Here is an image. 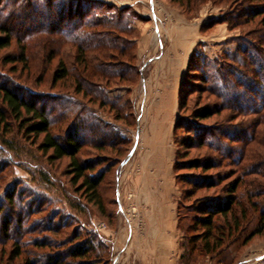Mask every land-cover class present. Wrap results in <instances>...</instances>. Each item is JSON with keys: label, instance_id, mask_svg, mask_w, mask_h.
I'll return each mask as SVG.
<instances>
[{"label": "trees", "instance_id": "1", "mask_svg": "<svg viewBox=\"0 0 264 264\" xmlns=\"http://www.w3.org/2000/svg\"><path fill=\"white\" fill-rule=\"evenodd\" d=\"M173 1L183 5V0ZM193 1L200 0H185L186 7ZM11 3L16 5L15 9L5 15L0 12V51L12 47L15 42L14 47L20 48L16 60L28 64L37 38L51 36L53 47L49 60L56 59L57 62L52 84L63 81L72 93L60 92L44 99L16 83L0 81V127L9 130L12 121L30 122L26 130L43 135L40 148L52 150L55 158L68 157L74 182L81 180L80 188L88 200L97 209H103L101 190L105 184L112 186L110 176L116 174L117 166L128 153L129 140L122 138L114 125L111 129L109 124L104 125L98 111L108 107L113 110L115 121L132 124L129 122L133 117L128 96L112 99L105 88L110 89L113 80L126 82L129 83L126 87L129 94V88L140 78L134 62L138 57V44L135 39L122 36L131 28L130 18L125 15L129 7L110 11L113 8L110 6L106 10L103 0H11ZM243 5L236 16L222 20L232 26L239 17H244V23L260 18L255 20L254 28L247 31L251 38L245 39L240 47L242 57L233 59L246 72H231L234 81H229L227 91L213 86L222 103L200 107L185 115L182 110L188 105L187 95L200 87L194 80L206 82V79L190 73L200 70L191 68L189 60L180 83L178 115L173 130V141L177 146L175 179L177 184H182L179 207H182V200H190L200 190L219 186L221 190L217 195L197 196L183 207V218L188 224L182 225L179 217L178 225L183 231L180 246L184 264L190 262L196 250L209 255L222 253L221 264H234L239 250L253 238L264 236V152L252 146L261 141L264 147V132L257 129L264 126V60L259 58L260 53H264V0H243ZM225 109L237 115H253L254 118L244 123L245 127L248 124V131H243V124L231 122L233 117L230 115H226L227 123L209 125L202 122ZM59 124L65 125L63 131H55ZM177 131L180 132L178 139L175 138ZM83 146H93L96 150L116 149L117 155L108 161L105 169L97 170L93 160L78 157ZM192 149L206 150L190 157ZM226 163L233 164L235 171L226 170ZM224 180L227 181L222 184ZM38 202L35 197L24 207L18 205L20 229L31 216L40 212L37 211ZM33 218L32 222L38 225L39 217ZM43 227L46 232L60 231L54 229L55 224ZM100 237L95 231L94 238L72 243L63 253L20 250L17 254H26L22 264H109L110 259L104 260L101 254ZM54 244L44 236L32 242L36 248ZM231 246L236 250L234 253L229 251ZM76 258L80 259L75 261Z\"/></svg>", "mask_w": 264, "mask_h": 264}, {"label": "rangeland", "instance_id": "2", "mask_svg": "<svg viewBox=\"0 0 264 264\" xmlns=\"http://www.w3.org/2000/svg\"><path fill=\"white\" fill-rule=\"evenodd\" d=\"M103 1L106 2L103 9L107 10L108 7L113 6L110 11H114L115 8L129 7L125 15L130 18L131 28L122 36L128 40L135 39L137 44L139 42L140 52L143 53L134 61L140 71V78L135 86L129 88L131 89L129 94L126 88L129 83L126 82L118 83L113 80L109 84L112 87L105 88L112 99L125 94L128 96L133 117L129 122L132 124L115 121L114 112L108 107H102L98 111L104 125L109 124V129L114 125L121 137L129 140L128 153L123 156L117 166L116 174L110 176L112 186L105 184L101 190L103 209H97V206L88 200V196L80 188L81 180L74 182L70 159L66 156L52 157V150L41 149L40 143L43 135L28 132L26 126L30 122L12 121L9 130L0 127V264H22L25 252L60 251L63 253L72 243L94 238L95 231L101 235L100 251L103 259L108 258L110 259L109 264H113V259L117 257L116 264H119L133 235L141 230L144 222L145 209L137 205L134 190L127 188L125 177L137 175L140 172V166L136 160L138 153L144 150L141 143V132L145 126L150 103L145 84L151 68L163 57L170 60L182 50L184 52L191 50V46L195 43L189 60H191V68L197 67L200 71L191 70L190 73L202 75L199 77H204L206 82L194 80V83L200 87L194 88L187 95L188 105L182 110L185 115L200 107L221 104L222 101L215 94L213 86L227 91L229 81L234 78L230 73L233 71L246 72V69L233 59L242 57L240 47L245 39L251 38L247 31L254 28V22L260 17H256L253 22L246 23H244V17H239L232 26L222 20L231 15L236 16L239 8L244 6L243 0H200L191 2L187 7L185 0L182 6L173 0ZM15 8L16 5H13L11 0H0L2 15ZM11 27L17 29V26L15 28L12 24ZM50 37L40 35L37 38L31 48L28 64L16 60L20 48L14 47L15 42L12 43V47L1 50L0 81L16 83L21 88L44 99H49L60 92L72 93L68 84L65 86L63 81L58 80L52 84L57 62L56 59L49 60V52L53 47ZM140 37H142L141 40ZM260 54L259 58L264 60V53ZM183 89L186 90V86ZM77 96L81 97V94ZM83 101L86 104V99ZM226 115L233 117L231 122L241 123L243 127L247 120L254 118L253 115H237L225 109L221 114L212 115L202 122L217 125L226 122ZM56 127L59 128H55V131L65 129L64 124ZM247 127L248 124L243 131H248ZM257 129L264 132L263 125ZM179 135L180 132L177 131L175 138L178 139ZM172 145L177 148L174 141ZM252 146L264 152L263 142L260 141V144L255 142ZM203 150L206 149H192L189 156H197ZM116 155V149L96 150L93 146H83L78 157L93 160L98 170L105 169L108 161L114 159ZM225 169L235 171V166L226 163ZM192 172L199 171L192 170ZM226 181L224 180L222 184ZM178 186L180 190L182 184L179 183ZM220 192V186L200 190L190 200H182L180 205L182 207H179L178 203V224L179 217L182 218V225L188 224L183 218L185 214L183 207L188 206L195 197L206 194L217 195ZM30 197L38 199L37 211L40 212L31 216L20 229L21 212L18 205L27 204L31 200ZM3 206L5 208L1 211ZM33 217H39L38 225L32 222ZM49 224H55L54 229L58 228L60 231L58 233L46 232V226L43 228L42 226ZM23 229L27 230L21 232ZM179 229L181 241L183 231L180 227ZM192 233L195 232H190ZM42 236L51 239L55 244L44 248H36L32 245L34 239ZM263 242L264 236H257L249 241L243 249L238 251L234 264H264V250L259 251L258 249L264 246ZM20 250H24V254L18 255ZM182 251L181 248V253ZM229 251L234 253L236 250L231 246ZM94 255L95 253L91 257L93 258ZM222 255V253L209 255L196 250L188 264H221L219 259ZM78 259L80 258H76L75 261ZM181 263L184 264L182 259Z\"/></svg>", "mask_w": 264, "mask_h": 264}, {"label": "crops", "instance_id": "3", "mask_svg": "<svg viewBox=\"0 0 264 264\" xmlns=\"http://www.w3.org/2000/svg\"><path fill=\"white\" fill-rule=\"evenodd\" d=\"M191 50H182L170 60L163 57L151 68L147 78L150 103L141 132L144 150L136 160L140 172L125 177L127 188L134 190L137 205L145 209L144 222L119 264H182L177 217L181 192L175 180L176 147L172 144L181 78L188 67ZM140 51L138 42V57L143 54ZM262 248L258 247L259 251Z\"/></svg>", "mask_w": 264, "mask_h": 264}, {"label": "built area", "instance_id": "4", "mask_svg": "<svg viewBox=\"0 0 264 264\" xmlns=\"http://www.w3.org/2000/svg\"><path fill=\"white\" fill-rule=\"evenodd\" d=\"M118 189V188H117ZM117 193H118V190H117ZM117 263V257H115L114 259H113V264H116Z\"/></svg>", "mask_w": 264, "mask_h": 264}]
</instances>
